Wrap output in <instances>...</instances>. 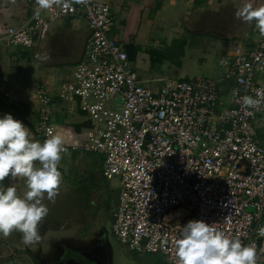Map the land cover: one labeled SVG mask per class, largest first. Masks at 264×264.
Here are the masks:
<instances>
[{"label":"built area","instance_id":"built-area-1","mask_svg":"<svg viewBox=\"0 0 264 264\" xmlns=\"http://www.w3.org/2000/svg\"><path fill=\"white\" fill-rule=\"evenodd\" d=\"M76 16L86 20L89 36L61 98L75 101L90 125L83 142L65 146L67 152L100 155L103 177L117 181L116 239L141 257L160 254L174 264L180 227L204 221L245 245L254 243L257 264H264V236L258 233L264 227V148L256 129L264 106L241 104L244 95L255 98L264 88V37L257 31L251 48L226 41L217 79L168 78L156 89L141 83L123 45L109 37L114 17L97 0H62L38 15L36 8L28 21L7 28L3 41L31 48L55 21ZM35 96V132L43 142L57 134L53 98L43 87ZM171 216L185 223L171 227Z\"/></svg>","mask_w":264,"mask_h":264},{"label":"crops","instance_id":"crops-1","mask_svg":"<svg viewBox=\"0 0 264 264\" xmlns=\"http://www.w3.org/2000/svg\"><path fill=\"white\" fill-rule=\"evenodd\" d=\"M97 1L111 8L115 23L109 37L123 45L131 70L142 84L153 89L165 79L187 77V74H196V69H201L196 63L192 69H184L185 63L192 60L189 56L199 50L190 47L186 38L188 34L213 36L221 48L230 39L251 48L257 37L254 23L247 24L235 16L243 0ZM249 2L254 6L264 4V0ZM36 8V0H0V118L11 114L29 128L33 139L41 141L35 132L39 121L35 92L43 87L53 98L52 121L57 134L65 143L83 142L90 125L88 116L75 101L62 99L61 90L64 84L72 82L74 67L83 60L89 36L87 22L80 16L57 20L44 37L37 36L31 48L10 46L4 42L7 28L28 21ZM223 98L228 100L227 91H224ZM256 129L264 148V116L256 122ZM80 154L84 153L67 152L61 163L69 166L74 158H83ZM10 183H13L10 179L4 181L5 186ZM13 186L23 196L25 181L19 179ZM43 203L52 210L55 206V202L46 197ZM72 212L64 219H55L51 215L45 218L39 227L41 240L32 245H25L18 232L7 238L0 235V264H103L101 257L92 250L78 251L68 243L75 238L82 239L86 235L83 230L87 221L94 218L93 214L83 211L79 219ZM51 233H64L69 241L62 242Z\"/></svg>","mask_w":264,"mask_h":264},{"label":"clouds","instance_id":"clouds-1","mask_svg":"<svg viewBox=\"0 0 264 264\" xmlns=\"http://www.w3.org/2000/svg\"><path fill=\"white\" fill-rule=\"evenodd\" d=\"M61 3L62 0H36L37 15L40 10ZM235 16L247 24L254 23L264 37V4L254 6L243 0ZM241 104L244 109L259 110L264 106V88L256 90L255 98L244 95ZM65 153L67 148L61 135L50 134L41 142L33 139L29 128L11 114L0 118V235L7 238L18 232L25 245L41 240L39 227L49 213L43 201L46 197L54 203L59 194L63 182L59 166ZM6 179L13 183L23 179V196L13 183L5 186ZM180 229V237L174 241V264H257L254 243L245 245L238 236H229L214 224L191 220ZM258 233L264 236V227Z\"/></svg>","mask_w":264,"mask_h":264},{"label":"rangeland","instance_id":"rangeland-1","mask_svg":"<svg viewBox=\"0 0 264 264\" xmlns=\"http://www.w3.org/2000/svg\"><path fill=\"white\" fill-rule=\"evenodd\" d=\"M186 38L190 47H198L199 50L189 56L192 60L185 63L184 69H192L193 63H196L201 69H196L198 72L196 74H187V77L173 79H215L219 76L222 48L217 42V38L204 33L188 34ZM80 155L83 158H74V162L68 163L69 166L60 162L59 170L66 181L64 182L65 179H63L64 185L60 187L59 194L55 198V206L53 210L49 208V213L45 218H49L51 215L55 219H64L72 211L74 215L77 214L79 219L82 217L83 211L91 216L93 214L94 218L87 221L83 230L86 235L82 239L75 238L73 242L68 243L73 244V248L78 251L92 250L101 257L103 264H166L162 255L149 254L141 257L116 239L112 230V216L116 209L118 183L116 180L107 181L101 177L102 160L100 155ZM85 182L88 183L85 184ZM91 189L93 193L90 192ZM85 203L88 205L85 206ZM87 207L89 209H86ZM174 217L171 216L167 222L171 227L177 226ZM51 236L56 239L61 238L62 242L69 241L65 239L64 233H51ZM52 247L55 250V245ZM71 250L73 249L71 248Z\"/></svg>","mask_w":264,"mask_h":264},{"label":"water","instance_id":"water-1","mask_svg":"<svg viewBox=\"0 0 264 264\" xmlns=\"http://www.w3.org/2000/svg\"><path fill=\"white\" fill-rule=\"evenodd\" d=\"M183 223H185V221L181 222V221H178L176 225H182Z\"/></svg>","mask_w":264,"mask_h":264},{"label":"trees","instance_id":"trees-1","mask_svg":"<svg viewBox=\"0 0 264 264\" xmlns=\"http://www.w3.org/2000/svg\"><path fill=\"white\" fill-rule=\"evenodd\" d=\"M186 80V79H185ZM102 177H103V175H102ZM104 178V177H103ZM105 179V178H104ZM116 196H117V193H116Z\"/></svg>","mask_w":264,"mask_h":264},{"label":"flooded vegetation","instance_id":"flooded-vegetation-1","mask_svg":"<svg viewBox=\"0 0 264 264\" xmlns=\"http://www.w3.org/2000/svg\"><path fill=\"white\" fill-rule=\"evenodd\" d=\"M116 200H117V196H116Z\"/></svg>","mask_w":264,"mask_h":264}]
</instances>
